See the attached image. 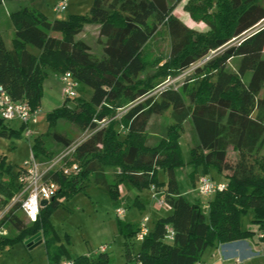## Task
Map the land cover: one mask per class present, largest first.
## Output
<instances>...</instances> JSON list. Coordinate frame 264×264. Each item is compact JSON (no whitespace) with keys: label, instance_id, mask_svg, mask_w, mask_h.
Here are the masks:
<instances>
[{"label":"trees","instance_id":"1","mask_svg":"<svg viewBox=\"0 0 264 264\" xmlns=\"http://www.w3.org/2000/svg\"><path fill=\"white\" fill-rule=\"evenodd\" d=\"M6 1L12 0H0V5ZM180 2L94 0L88 15H73L67 21H50L35 7L10 14L15 37L9 49L0 34V86L13 101L27 102L36 111L40 109L44 82L50 71L60 75L70 72L92 94L88 101L78 99L74 109L69 105L72 100L66 98L61 108L48 115L49 129L64 120L84 131H98L74 155L81 167L77 178L52 174L60 189L41 209L36 222L25 227L18 216L19 205L0 220V229L9 223L19 232L13 238L0 236V248L25 238L36 237L33 242L41 240L38 234L42 229L46 231L61 200L84 192L92 183L103 187L113 199L119 198L118 187L122 184L138 192L155 187L169 207L167 214L150 221V232L141 241H138L140 224L118 223L126 264L206 262L204 257L209 249L255 236L254 231L243 227L242 219L249 212L253 213L252 223L264 233V156L260 155L264 142L261 111L264 99L259 98L264 87V0H201V19L212 31L208 39L197 36L173 15ZM192 16L197 17L193 12ZM86 25L100 26L103 45L100 59L90 57V46L77 38ZM161 25L167 27L171 37L170 61L166 66L173 67L174 75L188 69L207 49L220 48L234 38L243 39L240 45L227 48L196 70L198 74L205 70L208 74L190 92L189 105L183 95L188 89L187 81L180 90L169 87L156 97L150 94L149 84L138 80L146 68L145 47ZM234 58L240 62L237 72L232 73L227 70V63ZM247 74L251 78L245 83ZM124 105H128L127 111L117 120L115 109ZM170 109L174 124L167 136L148 145L151 117ZM108 117L112 119L109 127L100 128L99 122ZM187 120L198 141L191 148L189 164L203 163L205 171L215 170L226 184L224 190L207 196V211L201 203L182 194L176 179V170L184 167L179 140ZM116 126L125 132L122 140ZM27 128L22 123L19 131L0 120V139L20 135ZM230 147L239 153V159L232 175H223L230 170L227 164ZM31 151L40 160L54 157L39 137L35 138ZM116 167L121 173L110 181L107 170ZM162 173L165 181L160 180ZM21 174L22 167L15 173L0 156V195L5 206L21 190L18 182ZM191 175L195 181L196 172ZM135 205L141 207L138 202ZM168 229L173 232L172 239L168 238ZM63 260L58 251L50 257L49 264ZM71 260L74 264H113L107 251L101 249L97 257L79 256Z\"/></svg>","mask_w":264,"mask_h":264},{"label":"rangeland","instance_id":"2","mask_svg":"<svg viewBox=\"0 0 264 264\" xmlns=\"http://www.w3.org/2000/svg\"><path fill=\"white\" fill-rule=\"evenodd\" d=\"M61 0H12L6 1L0 5V29L7 27V34H4V40L9 48L12 47L11 41L14 38V25L10 19L12 12H15L25 7H35L39 9L50 21L56 19L67 21L73 15L86 16L90 13L94 0H68L67 9L61 13H55L54 7ZM201 0H181L174 8L173 15L178 18L188 28L194 30L197 36L203 39H208L211 36V28L201 19L200 3ZM192 12L196 14V18L192 16ZM96 25H86L83 32L77 37L84 40L90 46V57L100 59L103 55V45L100 42L99 32L96 30ZM11 28V30H9ZM243 39L234 38L228 44L220 47L207 49L194 64L185 71H178L174 75V69L171 66H166L170 61L171 52V37L165 25L158 28V32L145 47L146 68L139 76L138 80L151 86L150 94L158 97L160 91L166 88L181 89L188 82L187 91H183L186 103L189 105L190 92L197 88L204 80L208 72L205 70L201 74L196 72V66L212 53L217 56L224 52L227 48L240 45ZM200 46L202 42L198 41ZM13 43V42H12ZM33 51H37L33 48ZM240 59L234 58L227 63L229 72H237ZM57 72L50 71L49 78L44 82L43 97L41 99L40 112L37 116V122L31 123L28 126L29 137H26L27 130L20 135L16 134L11 138L0 139V156L6 160L7 166H10L15 173L19 167L30 159L31 145L34 144L35 138H40L47 152L54 157L67 149L72 144L76 143L81 137L89 134L91 131H84L78 125L64 120H60L55 127L49 129L48 115L54 110L63 106L64 100L67 98L62 90L61 82L59 81ZM251 74H247L244 78L245 83H248ZM92 94V90L86 86L77 88V97L70 99L69 105L73 109L77 107L78 99L88 101ZM264 99V87L259 96ZM128 105L122 108H116V118L126 110ZM261 109V108H260ZM264 115V108L261 109ZM107 119L99 122L101 128L109 127L110 121ZM97 122L96 120H94ZM13 129L21 130L22 122L19 120L6 122ZM98 123V124H99ZM174 124L171 109L162 115H154L151 117L148 125V145L157 144L161 139L167 136V131ZM116 130L120 133V140L125 136V132L120 126H116ZM196 134L189 120L184 123V132L180 135L179 146L182 153L184 167L176 170V179L179 183L180 191L192 192L188 194L190 200L203 199L207 196H201L196 190H190V183H194L193 171L206 173L209 176L215 177V170L210 172L205 171V165L198 163L192 166L191 148L196 146ZM260 155L264 156V142L261 145ZM239 159V153L234 151L232 147L228 150L227 164L230 166L229 171H225L228 175H232L235 166ZM228 170V169H227ZM121 173L119 168H110L107 170V177L112 181L115 176ZM7 178V177H6ZM160 180L165 181L166 176L162 173ZM92 183V182H91ZM122 184L119 185V198L113 199L112 196L101 186L90 184L84 192L74 195L67 200H61L62 204L51 215L49 225L41 230L38 234L41 240L29 243L32 238H25L9 243L0 248V264H49L50 257L54 256L58 251L61 252L64 260H71L79 256L97 257L100 254L102 247L106 248L111 261H119L121 248L123 246V238L118 233L119 222H131L132 225H137L139 220L147 213H150L149 204L155 199L151 190H143L138 192L136 189ZM139 196L141 202L146 205V209L135 205V198ZM5 199L0 195V220L9 212L12 201L5 206ZM118 211H125L121 217H117ZM252 213H247L243 219V227L255 228L256 232L261 231L259 225L252 223ZM20 220L25 227H30L33 222L29 221L22 212L18 213ZM255 232V233H256ZM19 232L9 223L3 229H0V236L4 238L16 237ZM264 237V236H263ZM252 240L247 241L251 244ZM247 243L241 242L230 247L232 250L241 254H248ZM63 260V261H64ZM120 264V262H118ZM253 264V263H250Z\"/></svg>","mask_w":264,"mask_h":264},{"label":"built area","instance_id":"3","mask_svg":"<svg viewBox=\"0 0 264 264\" xmlns=\"http://www.w3.org/2000/svg\"><path fill=\"white\" fill-rule=\"evenodd\" d=\"M68 0H61L53 9L55 13H61L67 9ZM244 35L243 37H245ZM242 39V38H240ZM217 56L216 53H212L206 56L197 66L198 68L204 67L208 62L213 60ZM59 81L62 85L64 95L69 99L77 97V88L79 83L73 78L70 72H66L59 76ZM127 111V109L125 110ZM124 111V112H125ZM40 109L32 111L30 105L27 102L13 101L10 96L6 93L4 88L0 86V120L9 122L19 120L23 124L37 122V116L39 115ZM101 128V126H100ZM91 132L81 137L76 143L69 146L67 149L62 151L59 155L53 157L50 160H40L36 158L32 151L31 157L22 166V174L18 178V182L21 185V190L12 199L11 208L15 205H19L20 212L31 222H36L43 206L42 201L48 203L56 196L60 189L59 184L54 180L52 174H62L67 178H77L81 173V167L75 160V153L78 148L85 143L96 131L90 130ZM29 131L27 128L26 137H29ZM197 191L201 196H210L217 191H222L226 188L225 183H217L209 176H200L197 182ZM151 192L154 199L156 200V206L159 209H169L163 199L157 197V190L152 187ZM10 208V209H11ZM125 214V211H118L117 217H121ZM150 218L144 217L140 222V229L138 234V240H143L150 232L149 229ZM173 232L168 229V238L172 239ZM263 238V236H260ZM106 248L102 247L101 252H105ZM52 264H74L73 260H64ZM132 264H142L141 262H134ZM196 264H209L207 262H198Z\"/></svg>","mask_w":264,"mask_h":264},{"label":"crops","instance_id":"4","mask_svg":"<svg viewBox=\"0 0 264 264\" xmlns=\"http://www.w3.org/2000/svg\"><path fill=\"white\" fill-rule=\"evenodd\" d=\"M3 4H4V2H3ZM8 16H10V15H8ZM92 27H95L96 30L99 32L100 26H92ZM7 30H8L7 27L5 29H0V34H1L3 39H4V34H7V32H6ZM9 30H11V28ZM14 37H15V31H14ZM13 40H14V38L11 41L12 47H13V44H12ZM79 40H82V39H79ZM6 46H7V44H6ZM12 47L11 48L8 47V48L12 49ZM30 50L37 55L39 54L38 51L35 52L31 48H30ZM102 52H103V50H102ZM102 57H103V55H102ZM197 142L198 141L196 140V143ZM210 171L211 170H206V172H210ZM223 175H228V174L226 172H224ZM196 176L197 177H196V180L194 181V183H192V184L190 183L189 185L191 188L190 190H193V188H194L196 190V192L198 193V191H197L198 178L200 176H204V174L197 171ZM209 177L213 178L214 181L217 183H223V181H224L223 176L218 174L217 172L215 174V177L214 176H209ZM128 189L131 190V187H129ZM191 193L192 192H190V191H186L185 193H182V194H184L188 197V194L190 195ZM157 197L162 199V192L161 191L158 192ZM207 200H208V197L205 198V200L198 198V199H195L192 201L201 203L202 206H205V210L207 211L208 210ZM136 202H138L139 206H141L143 209L147 208L146 205H144V203L140 201L139 196H136L135 203ZM148 208L150 210V213L149 214L147 213L144 217H149L150 221L167 214V210H169V209H159L156 206V200L151 202L149 204ZM251 216H252V220H253V213ZM144 217H142L141 220H139V223L137 222V226L140 224V222L142 221V219ZM126 223L132 224L129 221H127ZM245 228L256 232L255 228H258V227L257 226L253 227V225H252L251 228H248V227H245ZM260 236H264V233L262 231H257L255 236L252 239H249V240H252L251 244L247 243V241H249V240H245V241H238V242H234V243H230V244L221 245L218 248H211V249H209V251L205 255L204 260L209 264H250V263L264 264V239L260 238ZM241 242L247 243L246 245L248 248L247 249L248 254L245 253L246 255L241 254L237 251H234L230 248L233 245H236V244L241 243ZM124 249H125V247L123 244V246L121 248L120 259H119V261H116V259L114 261H111L113 264H119L118 262H120V264H126L127 259L124 256V252H125Z\"/></svg>","mask_w":264,"mask_h":264},{"label":"water","instance_id":"5","mask_svg":"<svg viewBox=\"0 0 264 264\" xmlns=\"http://www.w3.org/2000/svg\"><path fill=\"white\" fill-rule=\"evenodd\" d=\"M47 204H48V202L45 201V200L41 202V205H42L43 207H45ZM35 239H36V237L32 238V239L29 241V243H32Z\"/></svg>","mask_w":264,"mask_h":264}]
</instances>
